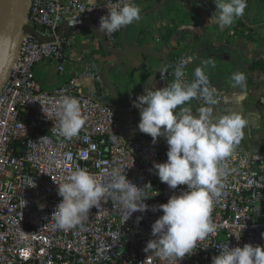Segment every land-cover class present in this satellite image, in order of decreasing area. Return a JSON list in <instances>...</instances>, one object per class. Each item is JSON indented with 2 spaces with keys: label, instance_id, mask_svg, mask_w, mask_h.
Returning a JSON list of instances; mask_svg holds the SVG:
<instances>
[{
  "label": "built area",
  "instance_id": "2783aa9c",
  "mask_svg": "<svg viewBox=\"0 0 264 264\" xmlns=\"http://www.w3.org/2000/svg\"><path fill=\"white\" fill-rule=\"evenodd\" d=\"M131 3L27 0L0 88V264H264V151L127 138L103 96L36 80L45 60L65 73L67 24L114 42L110 16ZM191 62L181 53L170 77L203 110L220 93L194 83ZM84 74L102 81L96 64Z\"/></svg>",
  "mask_w": 264,
  "mask_h": 264
},
{
  "label": "crops",
  "instance_id": "0c3cea01",
  "mask_svg": "<svg viewBox=\"0 0 264 264\" xmlns=\"http://www.w3.org/2000/svg\"><path fill=\"white\" fill-rule=\"evenodd\" d=\"M240 18L259 26L253 40L236 34ZM109 26L114 42L90 25L67 24L63 35L72 45L65 73L45 60L34 68L36 80L48 91L73 81L83 94L103 96L119 109L127 138L201 139L225 150L264 151V6L259 0H132L128 9L111 14ZM183 52L191 56L194 83L220 93V100L203 110L175 93L171 67ZM89 64L99 67L101 83L85 76Z\"/></svg>",
  "mask_w": 264,
  "mask_h": 264
},
{
  "label": "water",
  "instance_id": "95a60500",
  "mask_svg": "<svg viewBox=\"0 0 264 264\" xmlns=\"http://www.w3.org/2000/svg\"><path fill=\"white\" fill-rule=\"evenodd\" d=\"M8 2L7 30L3 22V12L1 14L0 10V88L6 78L12 62L19 51L21 38L26 30L25 18L27 0H8Z\"/></svg>",
  "mask_w": 264,
  "mask_h": 264
},
{
  "label": "trees",
  "instance_id": "16d2710c",
  "mask_svg": "<svg viewBox=\"0 0 264 264\" xmlns=\"http://www.w3.org/2000/svg\"><path fill=\"white\" fill-rule=\"evenodd\" d=\"M259 1L264 6V0H259ZM231 6H232L231 3H227L225 6V9L229 10L232 8ZM257 27H259V26L258 25H255V26L249 25L241 19L240 22L236 25L235 30H236V34L240 35L241 37H245V38H248L250 40H253V38L256 34L255 29Z\"/></svg>",
  "mask_w": 264,
  "mask_h": 264
},
{
  "label": "bare ground",
  "instance_id": "6f19581e",
  "mask_svg": "<svg viewBox=\"0 0 264 264\" xmlns=\"http://www.w3.org/2000/svg\"><path fill=\"white\" fill-rule=\"evenodd\" d=\"M8 6H9L8 0H0V10H1V14L3 12L2 14L4 17L3 22L6 30L8 29V18H7Z\"/></svg>",
  "mask_w": 264,
  "mask_h": 264
}]
</instances>
